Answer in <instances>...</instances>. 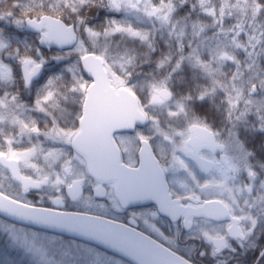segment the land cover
I'll return each instance as SVG.
<instances>
[{
    "label": "snow or ice",
    "instance_id": "6c2138e0",
    "mask_svg": "<svg viewBox=\"0 0 264 264\" xmlns=\"http://www.w3.org/2000/svg\"><path fill=\"white\" fill-rule=\"evenodd\" d=\"M0 264H264V0H0Z\"/></svg>",
    "mask_w": 264,
    "mask_h": 264
},
{
    "label": "rangeland",
    "instance_id": "374dc122",
    "mask_svg": "<svg viewBox=\"0 0 264 264\" xmlns=\"http://www.w3.org/2000/svg\"><path fill=\"white\" fill-rule=\"evenodd\" d=\"M5 250V237L3 235H0V256L3 255ZM10 256L14 257L17 260V264H25L23 257L19 256L17 253L11 252Z\"/></svg>",
    "mask_w": 264,
    "mask_h": 264
}]
</instances>
